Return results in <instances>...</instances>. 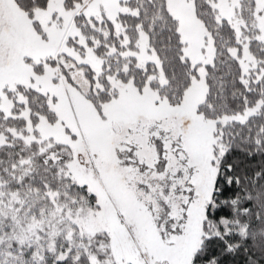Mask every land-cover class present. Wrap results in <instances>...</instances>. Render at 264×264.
<instances>
[{"label":"snow or ice","instance_id":"obj_1","mask_svg":"<svg viewBox=\"0 0 264 264\" xmlns=\"http://www.w3.org/2000/svg\"><path fill=\"white\" fill-rule=\"evenodd\" d=\"M0 264H264V0H0Z\"/></svg>","mask_w":264,"mask_h":264}]
</instances>
